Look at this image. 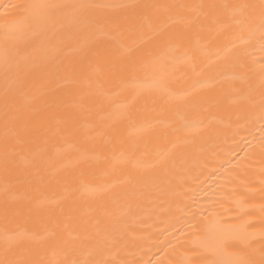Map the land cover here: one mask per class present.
<instances>
[{
    "label": "bare ground",
    "instance_id": "obj_1",
    "mask_svg": "<svg viewBox=\"0 0 264 264\" xmlns=\"http://www.w3.org/2000/svg\"><path fill=\"white\" fill-rule=\"evenodd\" d=\"M0 264H264V0H0Z\"/></svg>",
    "mask_w": 264,
    "mask_h": 264
}]
</instances>
